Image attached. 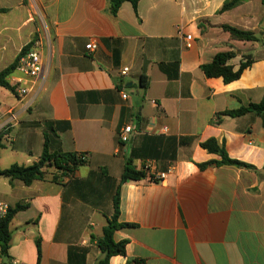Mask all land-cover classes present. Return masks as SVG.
I'll return each instance as SVG.
<instances>
[{
    "label": "crops",
    "instance_id": "obj_1",
    "mask_svg": "<svg viewBox=\"0 0 264 264\" xmlns=\"http://www.w3.org/2000/svg\"><path fill=\"white\" fill-rule=\"evenodd\" d=\"M224 1L139 0L136 13L124 2L112 16L108 0H0V72L33 42L43 63L25 97L0 86V111L17 114L0 153L19 157L9 167L31 165L47 134L50 153L85 156L63 183L49 174L28 186L0 180L1 202L27 204L10 223L7 264H72L69 255L80 264L82 249L84 264H97L103 257L97 240L112 217L132 150L140 153L133 166L146 177L118 189L117 222L134 226L114 231L115 242H127L125 257L112 256L109 264H264V116L219 115L264 99V4L248 0L219 13ZM223 26L250 31L259 41L234 40ZM225 51L234 52L228 61L234 69L252 58L230 83L201 70ZM124 67L129 72L120 76ZM14 75L6 78L9 85ZM65 121L68 131L50 132L53 123ZM124 125L134 132L122 145L117 135ZM142 136L195 140L172 152L165 140L148 143ZM210 138L255 170L200 169L220 160L199 146ZM146 165L171 171L152 182Z\"/></svg>",
    "mask_w": 264,
    "mask_h": 264
},
{
    "label": "trees",
    "instance_id": "obj_2",
    "mask_svg": "<svg viewBox=\"0 0 264 264\" xmlns=\"http://www.w3.org/2000/svg\"><path fill=\"white\" fill-rule=\"evenodd\" d=\"M248 0H225L222 7L219 10V13L231 10L241 5L242 3ZM128 2L131 4L134 12L136 13L137 4L139 0H108L109 3V12L112 16L117 14V11L122 3ZM264 4V0H261ZM224 31L228 32L230 37L237 41L243 42H256L259 39L250 31H244L230 26H223ZM31 45L24 47L21 52H25ZM19 56V55H18ZM18 56L13 64L0 72V86L8 88L12 91V88L6 82V78L14 72L16 61ZM234 57V52L225 51L217 53L207 64L201 65V70L204 75L208 78H217L221 77L224 83H230L237 80L242 72L248 68L252 63L251 56H245L244 61H241L237 69H234L233 66L228 64V61ZM148 87V79L143 74L140 76L139 88L144 92ZM254 113L256 115L264 116V99L258 104H249L247 107H242L233 111H225L219 115L228 116L232 118L240 117L246 113ZM70 129L69 122H55L53 123L49 130L50 132H65ZM3 132L0 133V149L2 145V136ZM148 143L158 142L165 140L169 146L170 150L175 152L177 147L185 146L192 144L195 140L193 137H180L179 139H163V137H149L142 136ZM50 137L47 134H44V143L42 153L37 162L24 166L13 164L7 169H0V177L12 180L21 181L25 186L30 185L33 181L43 180L49 174L51 180L58 183H63L66 179H69L73 173L85 163V159L81 158L79 154L73 153H62L54 152L50 153L48 151V141ZM199 146L206 150L210 154H215L219 156L220 160H212L203 164H199L198 167L203 169L210 164L215 166H231L235 168H249L255 170L254 167L247 165L243 162H240L235 159L228 157L224 143L218 142L214 138H210L204 142H200ZM149 157H156L152 154H148ZM140 157V153L136 150H132L131 155L125 160L123 171L119 180V185L115 195L113 196V214L111 219L108 221V225L102 231V238L97 240V246L103 255V257L97 262V264H109V259L112 256L120 255L125 257V246L126 241L122 240L115 242L113 239V233L115 230L125 227H133V224L127 223H118V205H119V187L122 183L130 181H139L146 177V173L142 170H136L133 166V159ZM164 157V156H163ZM169 159H174L173 155L165 156ZM152 182H157L153 178H150ZM27 208V204L18 203L14 207L8 209L6 216L3 219H0V256L7 258V249L9 247V242L11 239L10 232V223L13 217L19 212ZM39 245V240H37V246ZM86 255V250L82 249V254L78 257L82 261L80 264H84V259ZM69 261L74 264V259L69 255ZM136 261L128 260L127 264H133ZM78 264V263H77Z\"/></svg>",
    "mask_w": 264,
    "mask_h": 264
},
{
    "label": "built area",
    "instance_id": "obj_3",
    "mask_svg": "<svg viewBox=\"0 0 264 264\" xmlns=\"http://www.w3.org/2000/svg\"><path fill=\"white\" fill-rule=\"evenodd\" d=\"M179 33L181 30H178ZM185 46H190V41L192 40L190 35H187L185 38ZM31 46L25 51L20 52L18 59L16 61V65L14 68V75L10 80V87L12 88V92L22 98L27 94H30L31 86L36 83V81L40 78L43 70L42 58L39 52V44L38 42H33L30 44ZM96 49L94 44H88L87 50L93 52ZM129 72L127 67L122 68L119 71L120 76H126ZM36 95L34 94L32 97L34 98ZM121 98L123 100L127 99L126 94H121ZM3 119L0 123V133L3 132L7 134L9 129L13 127L17 122V114L12 110H7L6 112L0 111V120ZM134 128L131 125H124L118 131V141L120 144H127L133 135ZM81 158L85 159L84 155H81ZM144 170L147 172L149 178H153L157 182L163 181L166 179L168 173L171 170L166 172L157 173L153 170L151 165H146ZM9 205L0 201V219H3L7 211L9 209Z\"/></svg>",
    "mask_w": 264,
    "mask_h": 264
},
{
    "label": "rangeland",
    "instance_id": "obj_4",
    "mask_svg": "<svg viewBox=\"0 0 264 264\" xmlns=\"http://www.w3.org/2000/svg\"><path fill=\"white\" fill-rule=\"evenodd\" d=\"M0 166L1 167H5V168H8L9 167V163H13V162H17V163H20L19 161V157L17 156H14V155H10V153L7 151H3V153L1 152L0 153ZM0 180H4L3 178H1ZM0 264H7L6 263V259L5 257L3 256H0Z\"/></svg>",
    "mask_w": 264,
    "mask_h": 264
}]
</instances>
